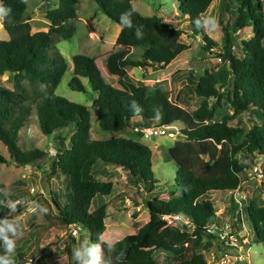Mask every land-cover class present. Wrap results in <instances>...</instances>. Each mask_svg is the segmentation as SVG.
I'll return each instance as SVG.
<instances>
[{"label": "trees", "instance_id": "16d2710c", "mask_svg": "<svg viewBox=\"0 0 264 264\" xmlns=\"http://www.w3.org/2000/svg\"><path fill=\"white\" fill-rule=\"evenodd\" d=\"M26 1L0 0V25L7 34V39H0V75L9 72L12 81L10 88L0 85V142L9 160L19 166L33 163L45 155L42 150L23 149L18 145V131L31 107L43 135H51L60 141V130L70 131L68 146L59 143L55 147L50 165L51 174L57 170L64 176L66 192L61 205L51 191L50 199L63 227H81L87 232L89 243L99 244L105 225V206L101 204L89 210V205L95 195H108L112 183L92 177L91 164L99 160L118 167L127 174L132 185L148 191L156 182L151 168V151L129 138H90L87 108L53 92L67 69L55 44L72 36L79 0H57L55 6L41 12L45 30L33 32H30L29 17L23 15ZM92 1L102 14L120 26L114 45L126 49L122 55L107 53L99 58L108 76L116 75L111 68L112 61L119 69L163 67L188 48L187 44L178 41L181 29L155 14L141 15L132 8L131 0ZM173 1L177 4V12L187 20L189 29L201 36L203 49L215 47L202 22L203 14L215 0ZM233 1L237 4L235 14L224 27L223 44L217 51L221 66L215 71L202 69L198 74L187 72L184 76L185 85L201 98L192 110L184 106V97L179 92L171 97L167 91L148 88L123 72L113 81H106L95 58L81 53L70 57L67 86L82 91L81 78L87 80L95 93L90 108L100 129L179 127L176 139L167 148V155L175 164L174 181L180 189L179 195L165 200H143L147 220L134 233L107 246L110 264H207L202 254L193 249L200 246L202 236L210 238L206 226L214 216L215 208L208 193L233 191L239 187L241 174L252 169L257 157L264 162V47L261 44L264 40V7L262 0ZM225 8L229 10L227 4ZM123 13H130V16L121 18ZM246 25L250 26L251 34L247 39L237 40L235 31L247 28ZM236 44H239L240 54L234 52ZM130 48H140L138 58L130 57L127 52ZM175 73L182 72L175 70ZM22 79L31 86L37 84L34 95L26 94ZM223 96L231 113L212 121L214 110L207 98L218 101ZM240 112H247L258 123H252L247 129L229 125L233 116ZM5 162L0 154V163ZM260 173L264 178V164ZM26 197L31 200L33 194L23 182L15 181L7 188L0 184V219L19 213L23 206L18 200ZM230 202L226 211L235 219L232 224L237 229L239 214H232L234 204L231 199ZM242 207L254 241L264 244V205L248 201L243 202ZM170 214H178L186 224L166 226L159 217ZM12 237L7 232H0V257L7 256L13 264H22L28 257L22 245L12 244L13 256L8 254ZM52 245L47 243L31 253L35 256L33 264H49ZM159 249L169 254L160 261L152 256L153 251ZM186 250L190 252L188 255H185Z\"/></svg>", "mask_w": 264, "mask_h": 264}, {"label": "rangeland", "instance_id": "374dc122", "mask_svg": "<svg viewBox=\"0 0 264 264\" xmlns=\"http://www.w3.org/2000/svg\"><path fill=\"white\" fill-rule=\"evenodd\" d=\"M57 0H27L25 4L24 16L30 20V32L35 30H45V21L42 19L41 12L45 9L55 6ZM130 4L134 10L141 15L155 14L165 21H169L174 26L182 30L178 41L188 45V48L177 54L165 66H151L145 69L124 67L119 69L111 62V68L116 75L108 76L105 73L104 66L101 63V56L107 53L118 52L120 55L126 52V49L114 45L115 37L120 26L111 22L102 14L92 0H79L77 7V18L73 20L74 32L68 39L59 40L55 46L67 64V69L54 88V94L60 95L69 101L78 103L87 108L89 113V137L92 139H107L109 137H124L136 140L146 145L151 151V168L155 184L148 191L141 190L138 185L130 183L129 177L120 168L104 164L99 160H94L90 171L92 177L97 180H109L112 183L108 195H95L89 205V210L103 204L106 210L104 221V231L100 235V243L92 244L88 241L87 232L78 226L63 227L57 217L56 208L53 206L49 192H52L56 202L62 204L66 187L64 176L57 170L51 174V159L56 146L61 143L62 146H68V135L70 131L66 128L60 130L57 141L51 135H43L36 122L33 107L29 111L24 125L18 131V145L23 149L36 148L45 152V155L30 164L19 166L9 160L8 153L4 145L0 142V154L6 159L5 163H0V184L7 186L15 181H21L27 189L33 194L31 200L24 198L18 200L23 209L11 218L0 219V232H7L13 237V245H22L26 248L28 257L22 264H33L35 256L30 254L36 252L47 243H52L51 257L49 264H79L72 256V250L79 247L82 251L99 245L100 264H110L106 248L120 237L134 233L148 218L147 210L143 205V200L168 199L179 195L180 189L174 181L175 164L167 155V148L176 139L177 135L168 136L167 134L153 137H144L139 132L132 129H122L118 131L102 130L98 127L97 119L90 108L91 99L95 95L91 91L85 78H81L83 85L82 91L71 90L67 86V80L70 76L72 54L81 53L96 60L104 80L113 81L120 73L126 74L132 80L141 81L148 88H160L168 92L171 97L178 93L184 97V106L190 110L197 107L201 98L196 96L191 89L185 85V74L187 72L198 74L202 69L215 71L218 69L222 60L218 58L217 51L223 44L224 27L230 23L235 14L237 4L233 0H215L208 10L202 16L203 27L207 36L214 42L213 48L203 49L201 36L194 34L185 17L177 12V4L173 0H131ZM228 9L226 10L225 5ZM264 7V0H262ZM31 8L35 12L30 13ZM245 29L235 31L236 39H247L251 34L250 26ZM243 27V28H244ZM0 39H7L6 32L0 27ZM264 47V40L261 41ZM217 48V50H215ZM130 57L136 59L139 57L140 48L128 49ZM234 52L240 54L239 44L235 45ZM175 70H181L182 73H175ZM22 87L28 96L34 95L33 89L37 84L31 86L25 80H21ZM0 85L12 87L11 73L4 72L0 75ZM114 86H117L113 83ZM207 103L213 106L214 115L212 121H218L222 114H230L231 108L223 96L220 100L214 101L212 97L207 98ZM252 123L258 121L251 119L247 112H240L233 116L228 122L229 125H237L247 129ZM177 129V125H174ZM259 157L256 158L250 171L243 172L241 182L238 188V194L243 202L254 201L257 205H264L259 200V192L262 190V180L260 178V168L264 162ZM208 197L215 208L214 216L210 223L220 224L225 220L232 218L226 209L231 205L229 194L221 191H211ZM46 209V211H44ZM236 207L232 214H236ZM243 228L236 223L238 231V240L235 247H226V253L229 256L230 264H264V244L260 241H254V235L250 229L244 208H241ZM213 241V242H212ZM219 250L218 244L214 240H209L206 236L201 237L200 246L194 247L193 251L202 254L204 259L209 261L212 254ZM188 255V250L185 251ZM13 256V252H8ZM169 254L163 250H154L153 258L160 261ZM10 256V257H11ZM88 257L85 256V259ZM15 260V258H14ZM16 261V260H15Z\"/></svg>", "mask_w": 264, "mask_h": 264}, {"label": "built area", "instance_id": "2783aa9c", "mask_svg": "<svg viewBox=\"0 0 264 264\" xmlns=\"http://www.w3.org/2000/svg\"><path fill=\"white\" fill-rule=\"evenodd\" d=\"M35 12L34 9L30 10V13ZM135 132H139L144 137H153L167 134L168 136L176 135L177 128L174 125L169 126H147V127H134L132 129ZM263 188L259 192V200L264 202V178L260 173ZM238 188L229 192V198L232 200L236 207V213L239 214L240 227L243 228L241 208L243 201L241 196L238 194ZM247 203V202H245ZM166 226H179L180 223L186 224V221L182 219L178 214L162 215L159 217ZM234 218H229L220 224L210 223L206 226V234L210 236L209 240H214L218 244V252L212 254L211 259L207 261V264H230V259L226 253V247H235L238 240V231L234 228L232 222ZM213 242V241H212Z\"/></svg>", "mask_w": 264, "mask_h": 264}, {"label": "clouds", "instance_id": "9594fccd", "mask_svg": "<svg viewBox=\"0 0 264 264\" xmlns=\"http://www.w3.org/2000/svg\"><path fill=\"white\" fill-rule=\"evenodd\" d=\"M125 16H130V13H123L121 18ZM46 211V209H44ZM7 251L10 253L12 251V243L7 247ZM99 245L87 250V252L82 251L79 247H75L72 250L73 259L79 264H100L101 256L99 255ZM85 256L88 258L85 259ZM0 264H13V261L7 256L0 257Z\"/></svg>", "mask_w": 264, "mask_h": 264}, {"label": "crops", "instance_id": "0c3cea01", "mask_svg": "<svg viewBox=\"0 0 264 264\" xmlns=\"http://www.w3.org/2000/svg\"><path fill=\"white\" fill-rule=\"evenodd\" d=\"M31 9H33V8H31ZM42 14V13H41ZM30 19V18H29ZM31 20V19H30ZM0 27H1V25H0ZM2 28V27H1ZM250 28V27H249ZM250 30H251V28H250ZM147 68V67H146ZM92 172H94V171H91V175H92ZM94 177V176H93ZM95 178V177H94ZM96 179V178H95ZM27 198V197H26ZM93 199V198H92ZM92 201V200H91ZM91 203V202H90Z\"/></svg>", "mask_w": 264, "mask_h": 264}]
</instances>
